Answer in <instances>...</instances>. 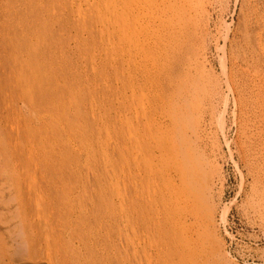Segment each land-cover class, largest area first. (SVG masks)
<instances>
[{"label": "rangeland", "instance_id": "obj_1", "mask_svg": "<svg viewBox=\"0 0 264 264\" xmlns=\"http://www.w3.org/2000/svg\"><path fill=\"white\" fill-rule=\"evenodd\" d=\"M0 264H264V0H0Z\"/></svg>", "mask_w": 264, "mask_h": 264}, {"label": "bare ground", "instance_id": "obj_2", "mask_svg": "<svg viewBox=\"0 0 264 264\" xmlns=\"http://www.w3.org/2000/svg\"><path fill=\"white\" fill-rule=\"evenodd\" d=\"M110 2H112V1H110ZM197 2V1H196ZM108 4V3H107ZM123 5V4H122ZM132 6V5H131ZM206 6V5H205ZM208 7V6H207ZM120 11V10H119ZM207 12V11H206ZM49 13V12H48ZM126 13V12H125ZM134 15V14H133ZM129 16V15H128ZM124 17V16H123ZM135 19V18H134ZM133 23V22H132ZM119 25V24H118ZM130 29V28H129ZM138 29V28H137ZM85 31V30H84ZM136 38V37H135ZM144 39V38H143ZM136 40V39H135ZM134 40V41H135ZM106 43V42H105ZM120 45V44H119ZM134 45V44H133ZM138 46V45H137ZM132 51V50H131ZM94 69V68H93ZM118 71V70H117ZM207 71V73H209L208 72V70H206ZM124 76V75H123ZM207 76V75H206ZM214 77V76H213ZM211 80V79H210ZM212 81V80H211ZM214 81V80H213ZM206 82V81H205ZM210 82V81H209ZM191 84H192V82H191ZM205 84V83H204ZM125 85V84H124ZM219 86V85H218ZM207 89V88H206ZM174 96V95H173ZM146 103V102H145ZM189 123V122H188ZM107 134V133H106ZM140 139V138H139ZM133 153V152H132ZM133 157V156H132ZM141 159V158H140ZM129 161V160H128ZM138 161V160H137ZM139 163H141V160H140V162ZM142 165V164H141ZM133 169V168H132ZM132 171V170H131ZM120 172V171H119ZM148 175V174H147ZM129 176V175H128ZM154 176V175H153ZM125 178V177H124ZM127 178V177H126ZM135 179H136V176H135ZM142 179V178H141ZM140 179V180H141ZM128 180V179H127ZM126 180V181H127ZM131 180H132V177H131ZM128 182V181H127ZM135 183V182H134ZM134 183H132V184H134ZM142 184V183H141ZM125 185H127V184H125ZM131 185V184H130ZM128 186V185H127ZM131 186H134V185H131ZM142 186V185H141ZM127 188V187H126ZM119 191V190H118ZM150 193V192H149ZM119 194V193H118ZM132 194V193H131ZM156 194V193H155ZM150 196V195H149ZM153 199V198H152ZM141 201V200H140ZM149 201V200H148ZM158 201V200H157ZM151 202V201H150ZM134 206V205H133ZM146 208H147V206H146ZM138 209H139V207H138ZM127 211V210H126ZM127 212H129V211H127ZM153 213V212H152ZM122 214V213H121ZM126 214V213H125ZM146 214V213H145ZM133 215V214H132ZM148 215V214H147ZM121 218V217H120ZM132 219V218H131ZM130 219V220H131ZM129 220V219H128ZM129 223H130V221H128V225H129ZM131 223H132V221H131ZM144 223V222H143ZM146 224V223H145ZM131 226V225H130ZM129 226V227H130ZM133 226V225H132ZM136 226H138V224L136 225ZM142 226V225H141ZM147 227V226H146ZM156 227V226H155ZM132 228H134V227H132ZM138 228V227H137ZM143 228V227H142ZM151 230V229H150ZM157 231V230H156ZM131 233V232H130ZM129 233V234H130ZM152 233V232H151ZM133 234H134V232H133ZM132 235V234H131ZM134 236V235H133ZM141 236V235H140ZM152 237V236H151ZM161 239V238H160ZM131 240V239H130ZM146 240H148V239H146ZM132 241H133V239H132ZM151 241H153V240H151ZM150 242V241H149ZM156 247V246H155ZM136 252V251H135ZM133 253V252H132ZM137 254H138V252H136ZM145 253V252H144ZM152 256V255H151ZM148 259V258H147ZM147 261V260H146Z\"/></svg>", "mask_w": 264, "mask_h": 264}]
</instances>
